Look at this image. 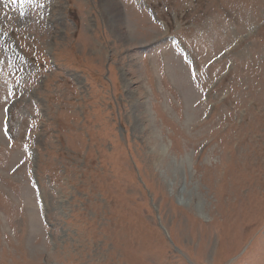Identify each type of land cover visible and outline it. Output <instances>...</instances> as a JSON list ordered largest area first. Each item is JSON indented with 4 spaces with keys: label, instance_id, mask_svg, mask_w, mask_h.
I'll return each mask as SVG.
<instances>
[{
    "label": "rangeland",
    "instance_id": "374dc122",
    "mask_svg": "<svg viewBox=\"0 0 264 264\" xmlns=\"http://www.w3.org/2000/svg\"><path fill=\"white\" fill-rule=\"evenodd\" d=\"M263 152L264 0H0V264H264Z\"/></svg>",
    "mask_w": 264,
    "mask_h": 264
},
{
    "label": "bare ground",
    "instance_id": "6f19581e",
    "mask_svg": "<svg viewBox=\"0 0 264 264\" xmlns=\"http://www.w3.org/2000/svg\"><path fill=\"white\" fill-rule=\"evenodd\" d=\"M210 143V142H209ZM211 144V143H210ZM257 147H258V149L259 150H261V148L262 147H260L259 145H257ZM157 152V154L158 155H160V153L158 152V150L156 151ZM213 152H215V151H212V153ZM264 153V152H263ZM156 154V155H157ZM262 155V154H261ZM225 161V160H224ZM263 167H264V161L263 162H261V163H257V164H255V169H256V177H255V179H254V181H253V184L255 185V186H260V187H264V185H263V182H262V174H261V172H260V169L262 168L263 169ZM170 170V169H169ZM240 175H242V177H243V175H244V173L242 172V173H240L239 174V176ZM225 176V175H224ZM251 186H252V184H251ZM233 191L235 192V189H233ZM264 195V194H263ZM236 199H238V197L236 198Z\"/></svg>",
    "mask_w": 264,
    "mask_h": 264
},
{
    "label": "snow or ice",
    "instance_id": "6c2138e0",
    "mask_svg": "<svg viewBox=\"0 0 264 264\" xmlns=\"http://www.w3.org/2000/svg\"><path fill=\"white\" fill-rule=\"evenodd\" d=\"M32 0H12V3H20L21 6H23L24 3H31ZM9 95H11V92H9ZM5 111H7V109H5ZM5 131L7 132V129H5ZM25 149H27V146H25ZM21 163H23V161H21Z\"/></svg>",
    "mask_w": 264,
    "mask_h": 264
}]
</instances>
